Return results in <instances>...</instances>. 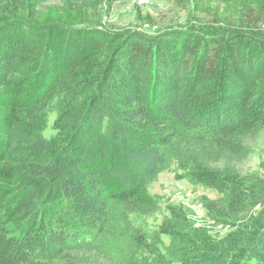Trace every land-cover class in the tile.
<instances>
[{"label": "trees", "instance_id": "obj_1", "mask_svg": "<svg viewBox=\"0 0 264 264\" xmlns=\"http://www.w3.org/2000/svg\"><path fill=\"white\" fill-rule=\"evenodd\" d=\"M27 1L0 0V264H61L98 240L116 247L115 264H264V180L207 168L176 146L208 138L238 154L236 131L264 129V33L112 34L27 22ZM169 157L222 196L227 209L212 218L247 215L214 237L173 211L158 233L179 246L177 262L129 218L157 208L146 186Z\"/></svg>", "mask_w": 264, "mask_h": 264}, {"label": "rangeland", "instance_id": "obj_2", "mask_svg": "<svg viewBox=\"0 0 264 264\" xmlns=\"http://www.w3.org/2000/svg\"><path fill=\"white\" fill-rule=\"evenodd\" d=\"M26 5L29 8L18 13L27 22L92 26L112 34L132 31L159 36L185 32L193 27L197 31L208 27L264 33V0H30ZM109 49L111 47L98 52L97 57L104 58ZM260 81H264V70ZM52 110L44 132L47 139L54 135L56 113ZM233 140L242 146L238 154L219 148L208 138L203 141L197 138L179 140L176 146L184 159L194 158L197 164L207 168L264 180V129L255 136L236 131ZM146 191L155 199L157 208L132 214L130 221L175 262L179 246L172 244L168 236L158 233L161 223L170 220L173 211H182L196 228H206L214 237L225 236L233 230L236 221L247 216L226 212L222 219L212 218L211 211L227 209L220 202L222 196L191 181L188 172L182 170L172 157L167 159L159 175L147 184ZM93 244L92 247L65 251L71 259L68 257L61 264H115L114 259L118 262L120 254L115 246H105L99 240ZM98 244L100 246L95 249Z\"/></svg>", "mask_w": 264, "mask_h": 264}]
</instances>
